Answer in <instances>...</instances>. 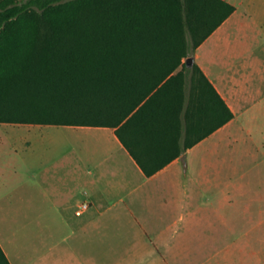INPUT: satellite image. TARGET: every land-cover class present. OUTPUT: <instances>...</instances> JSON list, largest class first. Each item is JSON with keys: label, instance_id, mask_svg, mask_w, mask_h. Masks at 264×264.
<instances>
[{"label": "crops", "instance_id": "0c3cea01", "mask_svg": "<svg viewBox=\"0 0 264 264\" xmlns=\"http://www.w3.org/2000/svg\"><path fill=\"white\" fill-rule=\"evenodd\" d=\"M227 1L236 9L192 55L233 118L213 128L222 114H209L200 87L177 94L174 83L179 123L141 115L124 139L111 126L68 125L98 133L87 170L79 153L61 172L0 168L11 264H264V0ZM0 125L20 149L57 124ZM7 221L24 223L22 250Z\"/></svg>", "mask_w": 264, "mask_h": 264}, {"label": "trees", "instance_id": "16d2710c", "mask_svg": "<svg viewBox=\"0 0 264 264\" xmlns=\"http://www.w3.org/2000/svg\"><path fill=\"white\" fill-rule=\"evenodd\" d=\"M235 9L227 0H0V122L111 126L123 138L141 115L180 122L167 98L176 83L177 94L200 87L209 114H222L216 128L234 113L183 59ZM0 264H11L1 245Z\"/></svg>", "mask_w": 264, "mask_h": 264}, {"label": "rangeland", "instance_id": "374dc122", "mask_svg": "<svg viewBox=\"0 0 264 264\" xmlns=\"http://www.w3.org/2000/svg\"><path fill=\"white\" fill-rule=\"evenodd\" d=\"M43 129L49 130L43 138L33 139L27 147L15 149L10 133L2 131L0 125V168L5 172L14 167L37 171L50 169L52 173L56 169L61 172L63 169H70L71 162L77 159L75 157L77 153L81 156L83 168L87 170L92 166L87 158V152L94 150L98 133L83 128H70L68 125H45ZM3 225L11 246L22 250L25 241L24 223L7 221Z\"/></svg>", "mask_w": 264, "mask_h": 264}, {"label": "built area", "instance_id": "2783aa9c", "mask_svg": "<svg viewBox=\"0 0 264 264\" xmlns=\"http://www.w3.org/2000/svg\"><path fill=\"white\" fill-rule=\"evenodd\" d=\"M89 207H90V203L87 202V201H84V202H82V203L78 206V208H77V210H76V213L80 215V214H82L85 210H87Z\"/></svg>", "mask_w": 264, "mask_h": 264}, {"label": "water", "instance_id": "95a60500", "mask_svg": "<svg viewBox=\"0 0 264 264\" xmlns=\"http://www.w3.org/2000/svg\"><path fill=\"white\" fill-rule=\"evenodd\" d=\"M193 62H194V56H193V55L187 57V59H186V63H187L188 65H192Z\"/></svg>", "mask_w": 264, "mask_h": 264}]
</instances>
